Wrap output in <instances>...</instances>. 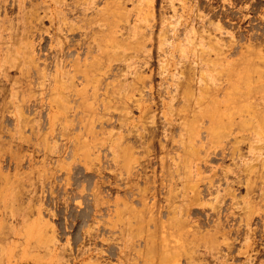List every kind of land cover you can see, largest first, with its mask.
Here are the masks:
<instances>
[{"label": "rangeland", "instance_id": "rangeland-1", "mask_svg": "<svg viewBox=\"0 0 264 264\" xmlns=\"http://www.w3.org/2000/svg\"><path fill=\"white\" fill-rule=\"evenodd\" d=\"M0 264H264V0H0Z\"/></svg>", "mask_w": 264, "mask_h": 264}, {"label": "bare ground", "instance_id": "bare-ground-1", "mask_svg": "<svg viewBox=\"0 0 264 264\" xmlns=\"http://www.w3.org/2000/svg\"><path fill=\"white\" fill-rule=\"evenodd\" d=\"M163 247H165L163 250L167 249L166 246H165V244H163ZM150 249H153L152 246L149 248V250H150ZM163 250H162V251H163ZM151 251H153V250H151ZM167 252H168V249H167ZM164 253H166V250L164 251ZM169 254H170V252H169ZM165 255H167V256H165ZM161 256H163V254H162ZM164 256H165V257H162L161 262H162V260H164V259L166 260V258H169L168 253L164 254ZM167 260H168V259H167ZM167 260H166V261H167ZM166 261H164V263H166Z\"/></svg>", "mask_w": 264, "mask_h": 264}]
</instances>
